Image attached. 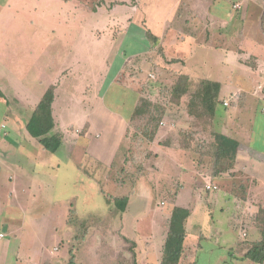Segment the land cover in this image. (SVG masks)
I'll list each match as a JSON object with an SVG mask.
<instances>
[{"label": "crops", "instance_id": "0c3cea01", "mask_svg": "<svg viewBox=\"0 0 264 264\" xmlns=\"http://www.w3.org/2000/svg\"><path fill=\"white\" fill-rule=\"evenodd\" d=\"M102 1L104 0L90 1L92 5L87 3L85 11L90 12L91 9V14L94 16L106 13L107 17L109 15L114 17L116 14L115 23H109L114 30L106 34L109 40L108 45L111 46L110 50L113 49L116 38L117 40L125 38L126 32L135 27L141 33L139 37L144 42L143 49L131 52L127 58L123 54L121 65L110 82V85H113L111 89L123 90L122 97H116L111 101V96L100 93L91 107L93 116L90 115L82 128L74 130L78 135L77 138L71 139L60 134L55 121H53L54 125L49 134L55 133L61 137L60 145L56 151L49 152L44 149L38 139L31 136L26 128L35 106L50 87L53 89L51 103V115H53L54 85L48 86L40 95H36V97L34 95L30 100L28 97L24 99L25 96L14 89L11 68L8 63L0 61V216H3L1 212L23 211L25 215L34 214L35 219L39 220V215L43 216L44 214L46 202L49 201L52 204L61 199L60 196L55 195L58 184L66 183L70 186L64 188L68 191V197L71 193L74 198L81 196V199L94 196L93 193L101 194L108 202H106L107 205L101 206L114 211L117 215L120 229L116 228L115 231L118 233V238L123 239L124 242H118L115 248L113 257L117 260L116 264H160L170 211L174 206L183 207L189 211L184 222L185 237L182 243V254L179 258L181 264H197V257H187L185 240L189 233H197L198 239L201 240L194 246L198 251H204L208 247V252L213 253L214 249L211 247L215 244L204 246L203 240L215 241L218 239L221 241L217 256H202L199 264H264L244 258L247 249L261 238L260 231L252 219L259 208L255 205L254 200L257 197L264 198V128L260 127L264 122V83H262L264 30L261 26L264 0H158L160 6L165 9L163 12H159L158 8L149 7L147 2L149 0H110L112 3H108L109 0H105L106 3ZM57 2L63 3L64 0ZM139 14L142 16L141 18H137ZM1 21L0 23H2ZM12 36L13 33L10 38H7L8 34L6 35L5 32L1 34L0 52H8V49L12 48ZM100 36L99 38H101ZM110 39L112 40L110 41ZM134 39L133 45L138 41V38ZM44 47L45 43H43ZM146 54L147 56H145ZM208 56L215 59L210 60L207 58ZM109 62L108 57L104 59L105 66L99 74L101 78L106 74V65L108 66ZM153 68L158 72L167 73V75L170 73L172 77L179 74L187 75L190 79L188 82L192 86L201 80L216 82L219 86L211 122L212 124L220 123L222 130L217 133L235 140L238 146L233 164L227 166L228 168L222 176L212 177L208 173L209 175L206 174V176L210 180H206L202 174V179L206 180L205 184L210 181L216 185V189L209 190L210 197L204 195L205 189L196 188L194 183L195 179H200L198 172L202 169L199 167H203L205 162H202L200 153L196 154L193 145L190 144V130L181 127L182 130L176 131L173 125L169 127V132H173L172 135L166 136L162 143H153L149 138L145 143L136 141L137 139L133 142L132 137L135 136L128 132V121L133 116L140 97H142L138 93L140 91L139 78L133 80L129 76ZM132 69L134 70L132 71ZM222 71L224 74L219 75ZM132 77L135 78V76ZM120 82L130 83L131 88L135 91L131 92L129 89L121 88ZM20 83L22 85V82ZM96 84L98 85L97 81ZM23 87L24 85L21 86V88ZM109 93L118 94V92L112 91ZM130 93L134 98H128L130 96L127 94ZM224 102L228 104L224 112L228 115V108L231 107L233 115H236V120L230 123H227V115L224 116L221 112L220 107ZM111 103L119 105L116 117H112L113 114L111 113V116L109 111L105 110V108L111 109ZM108 117L111 120L116 119L115 124L120 127H112L111 125L114 123L107 122ZM239 120L242 123H238ZM208 129H210L208 133L212 137L213 129ZM94 132V137H91ZM200 132L202 130L198 128V133ZM80 138H83V141H80ZM78 140L79 142H77ZM122 141L125 145L121 148ZM137 151V156L140 157L134 156ZM131 152L133 154L130 155ZM117 154L118 157L115 159ZM60 155L65 162L61 160ZM203 156L205 158L206 154ZM140 158L141 161H139ZM67 163L69 169H72V174L68 175L69 177L66 175V171L65 174L64 172L61 174V165ZM198 164L200 165L198 166ZM158 165L163 166V171L171 172L173 169L182 171L179 175L183 177L184 182L190 184L191 189H194L197 194V203L194 207L188 208L174 201L177 198L175 196L165 212L160 216L155 214L152 217L148 232L141 233L138 226H144L141 217L145 209L136 213L140 205L133 202L132 198L138 189L150 195L149 192L153 187H149V185L153 186L154 182L153 180L148 181V179H150V175L152 177L157 173V168L160 169L157 167ZM105 167L116 168L114 170L115 178L108 180L109 177L106 176L108 174L103 170ZM132 167L133 171L130 173L129 169ZM235 172L237 173L235 174ZM126 173L129 174L126 175ZM118 174L121 177L126 176L128 180L126 182H124L125 180L117 181ZM123 174L125 176H122ZM131 176H133L131 179L128 178ZM236 177L239 179L237 184ZM107 182H113V185L115 184L117 187L130 184L131 190L120 196L105 194L101 184ZM225 183L231 185L228 186ZM183 188V183H181V186L176 190ZM123 196L127 197V202L124 208L120 209L114 203V199ZM141 198H144L147 203L145 197L141 196ZM236 199L247 204L245 208L250 211V214L245 212L241 203L238 206H241V209L245 210L244 215L252 220L246 226L247 229L244 228V225L239 227L240 236L246 237L248 241L245 250L238 249V231L228 220L227 213L233 207H237V202H233ZM161 203L164 205V202L159 204L161 205ZM116 208H119L120 211H117ZM217 208L220 214L226 216L225 224L220 228L215 226L216 220L212 215L213 209ZM68 210L72 213L74 208L70 206ZM233 213L232 210L231 214ZM134 214L135 216L132 217ZM125 215L130 216L129 218L132 217V226H130L132 230L138 229L131 237L121 233L122 218ZM67 222H69L68 219ZM3 229L5 231H0V238H4L6 233L13 234L15 231L20 233L22 230L21 227L17 228L14 225L9 227L7 224L3 225ZM17 234L15 233V235ZM13 239H16L15 236ZM18 243L19 241H17ZM239 252L241 253L237 254ZM120 253H123V257ZM70 254L73 255V259L75 258V252L69 248L66 260L60 264H65L70 258ZM7 260L16 264L19 261V251H13L12 256Z\"/></svg>", "mask_w": 264, "mask_h": 264}, {"label": "rangeland", "instance_id": "374dc122", "mask_svg": "<svg viewBox=\"0 0 264 264\" xmlns=\"http://www.w3.org/2000/svg\"><path fill=\"white\" fill-rule=\"evenodd\" d=\"M57 1L59 0H0V20H2V23H0V36L5 32L6 35L8 34L7 38H10L11 33H13L11 39L12 48L8 49V52H0V61L8 63V66L11 68L14 89L18 90L22 96H25L24 99L28 97L30 100L34 95L35 97L36 95H40L48 86L54 85L53 121H55L56 128L60 134L62 133L64 136L73 139L78 136L74 130L82 128L90 115L93 116L94 113L92 114L91 107L95 102V98L100 93H105V96H111V101L116 97H122L121 93L123 90L118 88L116 90L111 89L113 85H110V82L121 65L123 54L126 58L129 57L131 52L143 49L142 45L144 42L139 37L141 33L138 31V28H130L126 32L125 38L122 37L118 40L116 38L115 45L110 50L111 46L108 45L109 40L106 34L114 30L109 23H115L116 14L114 17L112 15L107 17L106 13H103L101 16H94L91 14V9L90 12H86L85 6L92 0H64L63 3ZM102 2L106 3L105 0ZM147 2L148 6H151L152 9L153 7L158 8L159 12L165 10L160 6L158 0H149ZM77 3L81 7L77 6ZM108 3H112V1L109 0ZM89 5L92 4L90 3ZM105 8L108 9L107 7ZM141 17L140 14L137 15V18ZM107 26L109 28H106ZM134 38H138V41L133 45ZM43 43H45L44 48ZM107 57L110 59V62L108 66L106 65V74L101 78L99 74H101L100 72L105 66L104 59ZM207 58L210 60L215 59L210 56ZM139 72H141L140 75H138ZM139 72L129 76L133 80L139 78L140 91L138 93L142 96L140 99L145 100L143 114L139 117L132 116L128 121V132L135 136L132 137V141L135 142L137 139L136 141L145 143L149 138L153 143H162L166 136L172 135L173 132H169V127L173 125L176 131L178 129L182 130V128L190 130V144L193 145L196 154L200 153L202 162H205L203 167H199L202 169L198 172L200 173V179H195V182L194 179L192 181L196 184V188H203L201 190H204L206 180H210L206 174L210 172V167L213 166L212 155L215 149L214 138H212L213 132L216 131L215 133H217L221 131L222 126L220 123L212 124L208 111L197 97L194 99L193 108H189L188 103L191 97H195L194 93L183 95L180 101L175 100L177 104L173 102L174 100H171L173 85L178 80L180 74L172 77L170 73H168V76L167 73L158 72L155 68ZM223 74L224 71L219 73V75ZM132 76H135V78ZM20 82H22V85ZM23 85L24 87L21 88ZM119 86L129 89L131 92L135 91L131 88L130 83L120 82ZM194 86L191 85L189 87V92L195 90ZM110 90L118 92V94L109 93L111 92ZM127 95L130 96L128 98H134L131 93ZM222 106L220 107L221 112L226 116L227 113L224 110L228 104H223ZM110 107L111 109L105 108V110L109 111L110 115L112 113V117H116L118 115L116 110L119 105L111 103ZM188 108L191 112L193 110V114L187 112ZM228 109L229 113L226 116V120L227 123H230L236 120V115H233L231 107ZM184 113H187V115ZM110 121L114 123L111 125L112 127H120L115 124L116 119L111 120L108 117L107 122ZM237 122L242 123L241 120ZM260 127L264 128V122ZM198 128H201L202 132L198 133ZM208 128L213 129L211 131L212 137L208 133L210 132ZM94 135L95 132L91 134V137H94ZM79 140L83 141V138ZM124 145L122 141L120 147L122 148ZM135 153V157H140L137 156L138 151ZM131 154L133 153L131 152ZM203 154H206L205 158ZM141 156L143 158V155ZM117 157L118 154L115 159ZM141 158L139 161H141ZM61 160L64 161L62 156ZM227 164V161L221 164L226 168L221 167V174L217 176H222L226 172L228 168ZM157 167H160V169L157 168V173L153 174L152 177L150 175V179H148V181L153 180L154 182L153 186L149 185V187H153L149 192L150 195L138 189L137 192H134L136 195L132 198L133 202L140 205L136 213L145 209L141 217L143 218L144 226L139 227L135 225L138 226L141 233L148 232L152 217L155 214L160 216L165 212L175 196L177 198L174 201L188 208L194 207L197 203V194L194 192V189H191L190 184L184 182L183 177L179 175L182 171L173 169L171 172H167L166 170L163 171L162 165H158ZM103 170L107 172L108 175L106 176L109 177L108 180L115 178L114 170L116 168L109 169V167H105ZM129 170L131 173L133 167ZM65 171L67 176L72 174V169H69L68 163L61 165V174L62 172L65 174ZM128 174L126 173V175ZM202 174L206 177L205 181L202 179ZM122 176L125 175L123 174ZM117 177V181L125 180L124 182H126L128 180L126 176L121 177L119 174ZM132 177L128 178L131 179ZM237 177H239V174H237ZM238 181L239 179L237 178L236 184ZM181 183H183L184 188L176 190V188L181 186ZM209 183L211 182L209 181ZM225 184L231 185L230 183ZM129 185L117 187L115 184L113 185V182H107L105 184L102 183L101 188H103V193L105 194L120 196L131 190V186L129 187ZM66 186L67 188L70 187L66 183L58 184L55 195L60 196L61 199L52 204L49 201L48 203L46 202L44 214L43 216L39 215V220L35 219L36 216L34 214L25 215L23 211L1 212L3 216H0V231H5L3 229L4 224H7L9 227L11 225L17 228L21 227L22 230L20 233L19 231H15L13 234L6 233L4 238H0V264H12L8 262L7 258L11 257L15 250L19 251V261L16 264H57L56 262L60 264L63 260H66L69 248L75 252L74 260L78 264L117 263V260L113 257L115 248L118 242H124L123 239L118 238V233L115 231L116 228L120 229V221L117 215H115L114 211L107 210L106 207L101 206L107 202L101 194H94L92 192L94 196H87L81 199V196L74 198V195L71 193L68 197V191L64 190ZM208 191L206 190L204 195L210 197L211 190ZM141 196L147 199V203ZM254 201L255 205L264 207V198L257 197ZM160 202H164V205L162 203L160 205ZM233 202H237V207H233L227 213L229 216L228 220L232 226H235V230L238 231V249L245 250L248 241L246 237L240 236L239 227L244 225L245 228L253 219L249 220L243 213L246 210L245 212L250 214V211L245 208L247 204L245 205L239 199L233 200ZM240 203L243 205L244 211L241 209V206H238ZM70 206L74 208L72 213L68 210ZM118 209L116 208L117 211H120ZM213 210L212 215H214L213 218L216 220L215 226L218 228L222 225L224 226L226 216L220 214L218 208ZM232 210L233 214H231ZM129 217L125 215L122 218L123 228L121 229V233L131 237L134 235V231L138 229L132 230L130 227L132 226V217ZM67 219L69 222H67ZM15 233L18 234L15 235ZM14 236L15 240L13 239ZM16 240L19 241L18 244ZM198 242L200 243L201 240L198 239L197 233L188 234L185 240L188 258L197 257V264H199L202 256H217L221 241L218 239L215 241L203 240L204 246L215 244L211 247L214 249L212 250L213 253L208 252V247H206L207 249L205 248V253L204 251H198L197 248H194ZM54 248L56 250L53 251ZM120 255L122 256L123 253H120Z\"/></svg>", "mask_w": 264, "mask_h": 264}, {"label": "trees", "instance_id": "16d2710c", "mask_svg": "<svg viewBox=\"0 0 264 264\" xmlns=\"http://www.w3.org/2000/svg\"><path fill=\"white\" fill-rule=\"evenodd\" d=\"M261 26L264 30V11L261 15ZM188 80L189 77L187 75L180 74L178 80L173 85L171 100H174L173 102H175V100L180 101L183 95L194 93L195 97H191V100L188 103L189 108H193L195 102L194 99L197 97L201 101L203 107L208 111L211 119L214 112L215 97L219 88L218 84L216 82L201 80L199 83L195 84V90L189 92V87L191 85ZM52 100L53 89L50 87L40 98L26 125L30 135L37 138L43 148L49 152L56 151L61 142L59 134H49L54 125L51 115ZM144 102L145 100H139L133 116L139 117L143 114ZM175 103L177 104V102ZM189 108L187 109V112L193 114V110L191 112ZM213 138L215 149L212 155L213 166L210 167L209 174L212 177H217V175L221 174L222 168H226L221 165L224 161L228 162L227 165L232 164L238 144L235 140L218 133H214ZM126 202V196L114 199V203L120 209L124 208ZM188 215L189 211L186 208L179 206L172 207L160 264H181L179 258L182 254V243L185 237L184 222ZM253 220L260 231L261 238L257 243H253L247 249L244 258H248L258 263H264V207H259L257 209ZM65 264H76L72 254H70V258Z\"/></svg>", "mask_w": 264, "mask_h": 264}, {"label": "built area", "instance_id": "2783aa9c", "mask_svg": "<svg viewBox=\"0 0 264 264\" xmlns=\"http://www.w3.org/2000/svg\"><path fill=\"white\" fill-rule=\"evenodd\" d=\"M262 83H264V77L262 78ZM226 104H227V102H224V105H226ZM205 189L206 190L216 189V186L214 184L207 183V184H205Z\"/></svg>", "mask_w": 264, "mask_h": 264}]
</instances>
